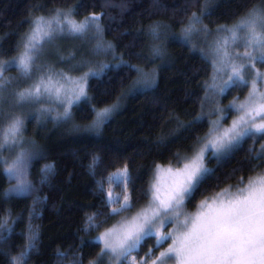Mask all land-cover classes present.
Returning <instances> with one entry per match:
<instances>
[{
    "label": "trees",
    "instance_id": "trees-1",
    "mask_svg": "<svg viewBox=\"0 0 264 264\" xmlns=\"http://www.w3.org/2000/svg\"><path fill=\"white\" fill-rule=\"evenodd\" d=\"M256 6L264 7V0H0V61L6 77L22 78L7 62L19 55L30 22L61 9H71L78 20L99 15L104 42L120 56L88 77L89 99L74 102L68 119H56L63 107L19 112L27 120L26 134L39 143L37 153H22L34 191L12 193L13 180L0 161V223L6 224L0 232V264H13L30 241L35 248L26 264L97 261L102 245L96 238L120 219L109 216L105 206L107 191H121L107 177L127 165L135 211L146 203L143 193L155 166L180 163L177 154H192L211 127L203 110L213 64L185 34L190 19L198 15L203 25L216 30L233 25ZM151 72L154 80L147 82ZM241 91L230 89V101L243 98ZM114 104L118 106L102 127L85 130L93 124L95 111ZM262 146L264 138H246L228 155L209 153L205 167L211 172L186 201L187 212L194 214L202 200L225 189L235 190L241 177L247 181L264 172V160L255 155ZM49 165L51 171L45 174ZM92 216L98 230L88 226ZM154 244L146 240L133 255L139 260L149 249L155 251Z\"/></svg>",
    "mask_w": 264,
    "mask_h": 264
},
{
    "label": "snow or ice",
    "instance_id": "snow-or-ice-1",
    "mask_svg": "<svg viewBox=\"0 0 264 264\" xmlns=\"http://www.w3.org/2000/svg\"><path fill=\"white\" fill-rule=\"evenodd\" d=\"M30 23L32 30L23 39V50L7 62L18 68L26 80L36 76L29 87L16 92V103L47 99L63 106L56 119H68L74 102L89 99L88 77L98 74L88 71L73 77L54 67L45 68L40 62L41 45L64 34L84 37L93 30L99 34L100 17L93 14L77 22L71 18L70 10H56L51 18L37 17ZM207 31L195 14L184 29L185 34H207ZM216 34L220 39L212 45L213 82L208 87L213 94H224L237 87L247 90L243 100L237 98L228 105L237 118L224 127L221 121L225 110L214 109L218 119L211 121L209 131L198 140L199 146L193 147L192 155L180 157L177 154L178 160L185 161L181 168L155 166L153 179L143 193L146 203L134 214L127 215L135 209L128 190L131 176L127 165L107 177L108 184H116L121 192L114 197L110 190L107 191L105 206L109 216H120L121 219L96 238L102 245L97 257L99 264H121V261L125 264H264V172H258L247 181L241 177L235 191L228 188L215 197L202 200L194 214L186 210V201L194 197L201 182L211 172L204 165L205 152L209 148L213 150L211 155L219 158L228 155L246 138H264V72L256 67L258 62L264 64V7L251 8L233 25L218 27ZM98 50L104 49L98 45ZM68 59L71 60V56ZM4 73V62L0 61V120L4 116L3 93L12 83ZM217 80L221 83L217 84ZM117 106L95 111L93 124L85 130H98ZM43 111L50 112L51 109ZM23 125V119L15 115H9L6 124H0V160H3L4 151H10L22 136ZM255 155L264 160V146ZM4 164L8 176L17 181L10 189L12 193L26 195L34 191L27 179L28 163L24 154L16 156L11 164L7 161ZM51 168L46 166L45 174ZM95 219V216L89 217L88 226L98 230L100 225L95 224ZM5 229L6 224L0 223V232ZM149 239L154 240L155 251L149 249L137 260L133 253ZM166 244L167 247L161 250ZM34 248L30 241L26 249L13 258V264H26ZM97 261H90V264H97Z\"/></svg>",
    "mask_w": 264,
    "mask_h": 264
},
{
    "label": "rangeland",
    "instance_id": "rangeland-1",
    "mask_svg": "<svg viewBox=\"0 0 264 264\" xmlns=\"http://www.w3.org/2000/svg\"><path fill=\"white\" fill-rule=\"evenodd\" d=\"M61 10L65 12L70 10L71 18L76 20L77 22H82L85 20V19H80V20L76 19V17L73 15L74 12L71 9H61ZM53 15L49 17H44V18L48 19V18H51ZM200 27L201 26H199L198 28ZM31 30H32V27L30 28L28 34L31 33ZM207 30H208L207 34L203 32L199 34L192 33V34H189V37L192 41H194L197 44L196 45L197 48L201 52H203L204 55L208 57V59L213 64L212 45H213V42L216 41L217 39H220V37L217 36L216 30H211L208 28ZM98 45H101L104 50L103 51L98 50ZM108 45H111V44L104 42L101 24H100L99 34H97L95 30H93L92 32L85 35L84 37L64 34V35L57 36L51 42L45 41L41 45L43 49V53L40 57V62L42 65L45 66V68L54 67L55 70L67 72L70 76H73V77H79L84 72H88V71L99 74V72L101 73L103 70L108 68L111 64L115 62V60H117L120 57L117 54V52L113 49L112 45L110 48L108 47ZM22 50L23 48L21 47L20 51ZM70 56H71V60L68 59V57ZM256 67L260 71L264 72V64H261L258 62ZM151 73L150 74L146 73L150 75L149 77H151V80L150 78H147L146 80L147 82H151L152 80H154L153 78L154 73L152 74ZM7 78L10 79L12 83L8 85L7 89L3 93V97H4L3 104L5 105V109L3 110L4 116L2 119V124L7 123L9 115L20 116L21 113L19 112L22 111V113H24L25 110H28L31 108L34 111L42 112L40 110L41 107H43V109H51V110L54 108L61 109V107H63L62 105L56 104L54 102H47L49 101L47 99H43L35 103L17 104L16 96H15L16 92L22 91L24 88L29 87L35 81L36 76L34 75L33 78L30 80H26L22 77L21 80L19 81H17V79L13 76H7ZM142 79L143 78L141 77L138 83ZM212 82L213 81L211 77V79L208 82V86L211 85ZM216 83L220 84L221 81L217 80ZM241 88H242L241 94H244V97L241 98L240 100H243L247 96V90L243 87ZM207 89L208 90L205 96L204 110H203V111H206L207 113L206 116L210 117L212 121L217 120L218 116L214 109L216 108L224 109L225 110L224 119L221 121V124L224 127L230 126L231 120L237 118L235 113L233 114L232 117H228V114L233 113V111L228 109V105L231 103L230 99L232 98V96L231 97L228 96V91L230 89L227 90L224 94H213L212 89H210L209 87ZM20 117L23 119V115ZM41 118H42V121L43 120L49 121L47 116H41ZM23 121H24L23 134L19 138L18 142L12 146V149L10 151L9 150L4 151L3 160H0V161H3V163L4 161H7L8 164H11V162L16 158V156L26 151L35 152V153L38 152L39 143L33 135L26 134L27 120L23 119ZM212 151L213 150L209 148V150L205 152L204 165H205L206 157L209 155V153H212ZM191 155L192 154L188 155L187 157H190ZM184 162H185L184 160H181V162L176 165L165 166L164 168L172 167L173 170H175L177 168H181ZM4 166H5L4 168H6L7 165L4 164ZM11 179L13 180V183L11 184L10 188H14L17 181L14 178H11ZM27 179H28V170H27ZM110 191L113 193L114 197L119 195L121 192V191H113V190H110ZM232 191H235V190H232ZM134 212L135 211L127 215L134 214ZM118 221L114 225H116ZM168 230L170 229H165V231H168Z\"/></svg>",
    "mask_w": 264,
    "mask_h": 264
}]
</instances>
